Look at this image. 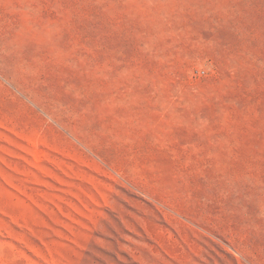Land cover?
Listing matches in <instances>:
<instances>
[{
  "label": "rangeland",
  "instance_id": "374dc122",
  "mask_svg": "<svg viewBox=\"0 0 264 264\" xmlns=\"http://www.w3.org/2000/svg\"><path fill=\"white\" fill-rule=\"evenodd\" d=\"M0 264H264V0H0Z\"/></svg>",
  "mask_w": 264,
  "mask_h": 264
}]
</instances>
